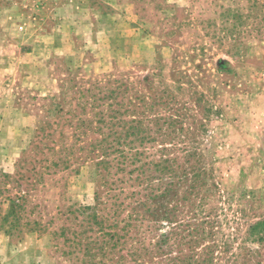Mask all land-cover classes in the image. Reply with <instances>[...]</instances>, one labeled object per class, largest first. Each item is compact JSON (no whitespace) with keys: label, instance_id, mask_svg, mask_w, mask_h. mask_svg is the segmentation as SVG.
<instances>
[{"label":"rangeland","instance_id":"obj_1","mask_svg":"<svg viewBox=\"0 0 264 264\" xmlns=\"http://www.w3.org/2000/svg\"><path fill=\"white\" fill-rule=\"evenodd\" d=\"M49 2L0 42V264H264V0Z\"/></svg>","mask_w":264,"mask_h":264},{"label":"crops","instance_id":"obj_2","mask_svg":"<svg viewBox=\"0 0 264 264\" xmlns=\"http://www.w3.org/2000/svg\"><path fill=\"white\" fill-rule=\"evenodd\" d=\"M107 1L110 0H50L47 9L52 12L51 13L52 15L47 16V18L45 15L42 19V22L36 24L37 25L41 24L42 26H46V21L50 25H54L56 21H61L62 19H83V16L86 13H88L97 23V25L106 27L107 25L113 23L112 21H109V18H111V16L106 15L103 12H99L98 11L99 8L97 6L99 5L102 6V4L109 6ZM21 10L24 11L23 7L18 5V0H0V42L1 43L13 41V35L10 32L8 33L7 32L8 30L4 29L3 27L19 26L21 17L24 15V13H22ZM60 12H63L62 14L66 16L59 17L58 14ZM64 12H66V14H64ZM94 21L90 22V24L91 25L96 24L94 23ZM33 22L34 21H31L29 25H34ZM64 23H66L67 25L72 24L71 21ZM105 31L106 29H104V32ZM44 36H46V33H44ZM2 53L3 52L0 51V56ZM24 55L26 57H31L33 54L32 52H30V50H28ZM3 56L0 57L1 61L4 58Z\"/></svg>","mask_w":264,"mask_h":264}]
</instances>
